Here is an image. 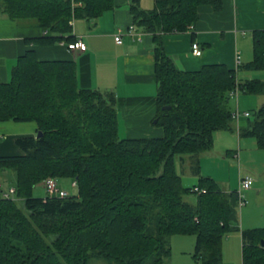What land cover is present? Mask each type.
Here are the masks:
<instances>
[{"label": "trees", "instance_id": "obj_1", "mask_svg": "<svg viewBox=\"0 0 264 264\" xmlns=\"http://www.w3.org/2000/svg\"><path fill=\"white\" fill-rule=\"evenodd\" d=\"M154 2L145 10L141 0H128L135 28L152 36L155 120L163 131L142 139H120L114 92L81 88L75 61L42 60L35 49L76 42L74 21L97 20L115 0L0 2L9 18L35 20L44 31L28 41L33 47L19 57L10 81L0 83V122H32L42 133L15 140L23 155L0 157V174L11 170L17 179V199L3 197L0 181V264H166L174 236L196 237L199 264H223V241L232 232L241 233L242 264H264V228L241 229L236 191L202 175L198 159V183L185 188L176 167L177 156L198 157L213 149L217 132L237 130L233 90L264 96V80L239 76L264 72V29L252 32V60L237 70L213 64L183 71L163 36L189 31L202 6L221 12L225 0ZM250 117L239 136L264 150V104ZM49 177L76 181L78 195L34 197ZM190 194L196 205L185 201Z\"/></svg>", "mask_w": 264, "mask_h": 264}, {"label": "crops", "instance_id": "obj_2", "mask_svg": "<svg viewBox=\"0 0 264 264\" xmlns=\"http://www.w3.org/2000/svg\"><path fill=\"white\" fill-rule=\"evenodd\" d=\"M143 3L144 0H141V5ZM150 4L154 7V0ZM115 6L97 20L90 22L85 20L92 24L89 32L83 33V30L77 35L74 29L77 40L81 39L87 46L85 52L70 51L63 42L53 46H39L35 49L42 60L75 61L81 88L101 92L112 91L116 94L119 134L120 118H122L127 139L161 137L163 131L156 126L155 120L158 111L156 101L158 85L154 72L152 36L139 29L129 33L130 27L134 24L128 0H115ZM145 8V10L149 8L147 3ZM75 23L76 21L73 27ZM261 29H264V0H225L221 12H215L210 6H202L200 18L193 29L180 34H166L163 36V43L166 53L180 70L194 72L205 65L213 64H223L231 70H237L239 68L236 62L237 54H240L241 64L250 62L249 59H246V62L242 59L243 46L247 41L251 42L252 46V32ZM119 31L124 32L122 44H117L115 41ZM43 35L44 31L36 22L15 21L0 9V83L10 81L11 71L19 57L33 47L28 41ZM193 43H198L201 48L200 57L193 55ZM238 102L239 98L236 103ZM248 118L242 119L244 121L242 125H238L235 121L236 131H220L215 136L219 135V139L224 138L226 142H231L230 136L227 135L235 132L239 136L238 128L245 127ZM37 134V125L32 122H0V157L23 155L21 149L16 146L15 140L18 137H36ZM240 147L242 148L241 142ZM198 160L202 174V159ZM182 162H185V159ZM188 162L194 163L196 158L190 157ZM196 178L198 180L197 176ZM241 178L239 175V182ZM257 183L255 189L248 190L254 198L260 190L264 193V183L262 186ZM4 190L8 189L4 188ZM241 209L242 230L264 228L255 225L249 207ZM174 237L171 238V248L172 241L180 236ZM235 237L240 239L242 244L241 233L239 232Z\"/></svg>", "mask_w": 264, "mask_h": 264}, {"label": "rangeland", "instance_id": "obj_3", "mask_svg": "<svg viewBox=\"0 0 264 264\" xmlns=\"http://www.w3.org/2000/svg\"><path fill=\"white\" fill-rule=\"evenodd\" d=\"M120 1V0H118ZM152 0H144L141 6L146 9V3L149 7L147 10L153 9L154 7L150 4ZM149 2V5H148ZM36 22L35 20H29ZM75 32L77 35L84 32H89L92 29V24L85 20H76ZM247 41V44L243 46L242 59L246 62L252 60L253 51L251 42ZM239 76L241 79H262L264 80V72L262 71H240ZM237 99H231V106L234 111L239 110L241 114L248 112L251 117L250 120H254V112L257 111L264 104V96L246 95L242 92L239 93V102L236 103ZM243 116L237 121L238 125L244 124ZM246 120V119H245ZM242 122V123H241ZM246 125L248 120L245 121ZM120 139H126L124 134V121L120 118ZM227 135V134H226ZM231 139V142H226L224 138L219 139V135L215 136V148L212 151L203 153L198 157L184 156L176 157V167L178 173L182 177V182L185 188H193L198 180L194 175L195 162L189 163L188 160L191 158L202 159V175L214 177L221 185L224 191H238L239 187V175L241 177L251 176L254 180V186L251 189H255L257 182L262 186L264 183V150L260 149L257 145V141L251 137L239 138L235 132L230 133L227 137ZM240 142L242 148L240 147ZM181 158L185 159L182 162ZM0 181L5 189H11L16 187L17 179L15 172L11 170L3 171L0 174ZM57 183L60 188H64L70 196L78 195L77 188L72 187L73 181L71 179H57ZM257 183V184H256ZM263 192L255 195V198L249 191L245 192L246 205L243 209L249 207L251 217L254 219L255 225L264 227V198ZM34 197L45 198L47 197L44 183L37 185L34 188ZM17 199L16 197H14ZM185 201L196 205L197 197L195 194H190L184 197ZM20 206L23 203L19 202ZM246 212V210H244ZM239 218L242 222V209L238 208ZM239 232L229 233L223 241V264H242V253H241V240L236 239ZM177 238V236H175ZM174 237V238H175ZM174 240V239H173ZM195 236H180L175 241H172V259H169L166 264H199L194 258L193 254L195 251ZM90 264H109L106 261L93 259Z\"/></svg>", "mask_w": 264, "mask_h": 264}, {"label": "built area", "instance_id": "obj_4", "mask_svg": "<svg viewBox=\"0 0 264 264\" xmlns=\"http://www.w3.org/2000/svg\"><path fill=\"white\" fill-rule=\"evenodd\" d=\"M190 29H193V27H191ZM135 30H136L135 26H131L129 29V33H134ZM122 33H124V32L119 31V33L115 37V41L117 44L123 43ZM67 48L70 51L79 50L81 52H85L87 50L86 44L83 43V41L81 39H78L74 43L67 44ZM192 53L196 57H200L202 55V50L199 47L198 43H193ZM236 62H237L238 66L241 65L240 54H237ZM239 93H240V91L238 89H235L231 92L230 96H231V98H235L238 100ZM241 116L250 117V113L245 112V113L241 114L239 110H237V111L233 110V118L235 121H238ZM43 183H44V188H45V191L47 194V197H45V198H54V197L67 198L70 196V194L68 192H66L65 190H63L59 187L57 180L55 178L49 177ZM253 183H254V180L251 176L242 177L240 179L239 189L236 192L238 195V200H239V208H242L244 205H246L247 202L245 200V192L251 189V187L253 186ZM72 187L77 188V182L76 181H74L72 183ZM194 192L199 193V190L194 189ZM15 193H16V190L14 188H11L7 191H4L3 197L7 198V199L8 198H14Z\"/></svg>", "mask_w": 264, "mask_h": 264}, {"label": "water", "instance_id": "obj_5", "mask_svg": "<svg viewBox=\"0 0 264 264\" xmlns=\"http://www.w3.org/2000/svg\"><path fill=\"white\" fill-rule=\"evenodd\" d=\"M164 109H168V107H166V108H164ZM41 137H42V133L39 132V133L37 134V138H41ZM262 245L264 246V242H262Z\"/></svg>", "mask_w": 264, "mask_h": 264}]
</instances>
